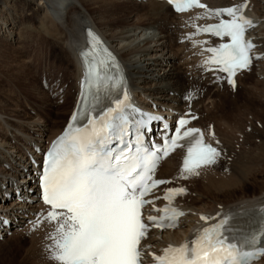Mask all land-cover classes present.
<instances>
[{
    "label": "bare ground",
    "instance_id": "6f19581e",
    "mask_svg": "<svg viewBox=\"0 0 264 264\" xmlns=\"http://www.w3.org/2000/svg\"><path fill=\"white\" fill-rule=\"evenodd\" d=\"M206 1L213 7L248 2V14L262 22L257 27L254 36L259 44V52L264 55V0ZM11 9L17 17L9 21L6 12ZM27 12L30 13L27 14ZM26 18L37 22L46 36H49L46 38L61 46L60 50H57L63 51L65 58H62L66 59L67 63L73 64L71 77H67L66 71H63L65 75L61 80L59 78L62 75L57 77L60 82L54 83L53 92H59L67 85L74 91L72 92L74 98L73 101L70 100L72 97L68 91L64 90L63 94L59 95V99L64 100V107L60 109L57 107L56 111L52 110L54 101L47 100L48 96L45 92L40 91V87L33 83V80L29 81L25 64L23 65L17 57L11 55L12 53L5 54L7 60H11L12 56L15 57L16 60H12L6 70L13 79L21 84L25 96L28 97L30 110H34L39 115L38 121H30L32 118L15 99L11 104L0 93V115L6 117L0 119V123L3 125V130L0 128V165L9 164L13 172L11 177L16 178L15 182L27 183L25 177H22L21 171L16 167L17 164H21L25 160L26 151H31L34 144L43 146L44 143H49L58 135L65 125L61 126V120L68 112V107L72 106L71 111L74 107L78 95L77 80L79 75L76 53L83 48L80 35L87 26L96 29L124 62L134 88V94L141 103L148 105V100L151 99L159 106L184 110L186 102L182 98L191 94L197 97L192 109L200 115L201 121L199 125H195L203 129L206 128L207 141L215 143L219 150L220 155L217 159L227 154H233L232 130L242 129L244 132L249 116L252 115L254 124L263 122L261 129L255 128L257 131L254 130V133H245L244 138H248L247 143H253L255 139L260 138L262 144L255 146L254 142L252 149L249 147L248 151L241 154L238 157L237 169L240 175H245L243 178H247L251 174H253L251 177L255 178L264 176V166L263 170L252 172L257 164L264 165V62L257 65L259 68L255 69V79L244 84L243 96L245 97L246 93V98L243 97V99L245 101H235L232 87L224 86L218 79L203 74L194 55L196 49H193L190 44H176V40L179 41L182 37L180 28L187 21L182 20L185 16L172 14L164 3L154 0L140 3L137 0H0V35L6 34L7 38H13L17 34L15 31L22 24L21 22L29 20ZM171 26L174 28L172 29ZM261 26H263L262 29ZM159 31L165 35L159 36L161 35ZM60 55L62 56V54ZM62 58H59L61 63ZM70 69L72 70V68ZM159 71L163 72L161 76L157 74ZM247 76L243 75L240 79L246 80ZM156 81L158 83H155ZM222 85L223 89L220 88ZM237 86L238 90H242L239 83ZM259 86L261 89H258ZM171 92L176 93V96L170 97ZM181 93H183L182 98L177 99ZM47 101L51 104H48ZM70 101H72V105H70ZM226 107H232L233 110L226 111ZM47 115L50 116V122L45 118ZM244 117L246 118L244 119ZM28 121L29 123H26ZM210 129H213L215 136L213 139L208 135ZM8 132L13 136L8 135ZM13 140L17 142L14 143ZM183 154V152L176 153L167 158L158 168L157 178L170 180L166 187L184 188V194L175 196L172 206L181 209L186 215L178 230L164 234L156 232L151 234L146 245H150L154 252L159 253L169 246H179L193 238L196 230L204 224L202 216L207 220H230L264 207V183L257 190H255L256 188L252 189L251 196H248L245 193V187H242L246 181L242 182L240 188V185L235 183L226 189L227 187L224 188V184H222L220 174L212 172L216 165L213 168L197 170L198 175L182 173L180 165ZM249 170L251 171L249 172ZM7 173L0 167V209L12 214L13 218L23 219L26 212L22 213V210L26 209V206L2 203L4 195L8 193L3 190V186L9 183L6 180L9 178ZM182 175L186 178H182ZM187 183L191 184L187 186ZM7 188L9 189L8 185ZM238 193L241 196H237ZM191 196L195 198H191ZM31 197L34 200V197ZM27 208L31 212L34 205L27 206ZM21 221L24 223V220ZM48 230V226H45L44 231H34L32 234L34 239L31 241L46 242L44 237ZM28 255L27 253L29 258ZM46 259L45 255L38 253L35 249L30 260L35 264H53ZM258 264H264V258Z\"/></svg>",
    "mask_w": 264,
    "mask_h": 264
},
{
    "label": "snow or ice",
    "instance_id": "6c2138e0",
    "mask_svg": "<svg viewBox=\"0 0 264 264\" xmlns=\"http://www.w3.org/2000/svg\"><path fill=\"white\" fill-rule=\"evenodd\" d=\"M178 11H184L196 4V0H169ZM202 6V5H198ZM245 5L216 12L219 16L232 17L229 21L203 29L213 35L230 38L231 43L221 44L219 48H209L212 58L208 64L219 65L220 71L228 74V83L237 71L247 69L251 62L249 55L254 47L251 41L244 39L247 27L252 22L239 13ZM95 46L100 41L89 33ZM94 51V49H93ZM99 59L91 65L95 77L93 87L97 95L89 100L93 105L99 100V91L105 87L102 69L111 62ZM92 55V52L85 53ZM115 86V85H113ZM85 99H88L85 95ZM125 93L123 99L115 100V107H108L98 117L88 119V127L75 128L69 125L46 154L42 174L43 201L51 210L46 219L56 223L55 233L51 236L53 245L49 249L56 264H140L141 240L146 237L148 225L142 220V208L151 201L144 199L151 190L163 180H153L159 156L155 153L141 155L121 150L113 153L108 147L110 137L122 138L127 123L124 115L130 107ZM75 119V117H74ZM189 121H178L175 135L166 141L163 149H157L163 156L178 147L186 148L182 173L198 175V169L216 163L219 152L206 144L203 135H197L198 129H181ZM187 138V140H186ZM181 140H186L181 144ZM182 178L186 176L182 175ZM184 189H171L164 199L171 204L177 195H183ZM63 210V211H57ZM164 215L160 221L149 216V222L156 227L174 226L172 221L184 213L172 208L160 210ZM202 220L207 218L201 217ZM227 224L223 220L214 227L205 228L195 240L183 243L179 247L169 246L160 257H153L156 264H250L253 258L264 252L245 251L242 246L227 242L222 229ZM256 244V237L249 241Z\"/></svg>",
    "mask_w": 264,
    "mask_h": 264
},
{
    "label": "rangeland",
    "instance_id": "374dc122",
    "mask_svg": "<svg viewBox=\"0 0 264 264\" xmlns=\"http://www.w3.org/2000/svg\"><path fill=\"white\" fill-rule=\"evenodd\" d=\"M29 13L30 12H27V14H29ZM6 14H7L6 17L9 21H11V19L17 17L15 15V12L12 11V9L7 11ZM26 19H29V18H26ZM29 20H26V21L23 20L21 22L22 24H20L18 29L15 31L17 34L13 38H7L5 36L6 34H3V36L0 35V93L3 94L5 96V98L7 100H9V102L11 104H13V99H15L17 101V103L20 104V106H22L25 109V112H27V114L32 118L30 121H34V120L38 121L39 115H37L34 110H30L31 106H29L28 97L25 96V92L23 91L21 84H19L15 79H13V77H11L8 74L6 67L8 66V64L12 63V60L13 61L16 60L15 57H17V59L20 60L23 63V65L25 64L24 66H25L27 75L29 77L28 78L29 81L33 80L32 82L36 83V85L39 87L41 86V81L43 79L41 76V73H42L43 69H45L46 67H48L47 68L48 71H49V68H51V69L55 68L52 70V72H55L56 76L58 78L62 75L59 78L60 80L65 75V73H66L67 77L68 76L71 77V75L73 74V68L74 67H73V64L71 62L68 61L69 63H67L66 59H63V58H65L63 56V51L62 50L59 51L60 50L59 47H61V46H58L51 39L48 40L47 38H49V36H46V34L43 32V30L40 29L38 23L34 22L32 19L30 21ZM24 28H26V29H24ZM21 32H22V34L20 35ZM159 33L161 34L159 36L165 35L161 31H159ZM22 35L24 37H21L22 38L21 39L20 36H22ZM20 40H22V41L20 42ZM51 42H52V44H51ZM57 49H59V50H57ZM6 53H12L11 55H14L15 57L13 58V56H12L13 59L11 58V60H7L6 55H5ZM56 53L59 55L62 54V56L60 55V57H59V55H57ZM54 56H55V58H54ZM56 57H57V59H56ZM59 58L60 59L62 58V63H61V60ZM59 61H60V64H59ZM65 63H67V64H65ZM70 68H72V70ZM63 71L64 72L66 71V72L64 73ZM69 72H70V74H69ZM157 74H158V76L159 75L161 76V74H163V72L159 71ZM248 76L246 77V80L240 79L239 87H242V90L240 89L237 92H234L235 94L233 93L235 95V101H245L243 99V97H244L243 96V92H244L243 88L245 86L244 84H245V82L253 81L255 79V70H254V77L253 76L251 77L250 75H248ZM50 77L47 78L48 82L51 79H55V76H52V74L50 75ZM155 83H158V81H156ZM67 89H69V91ZM258 89H261V86H259ZM39 90L42 91L41 88ZM64 90L68 91V94L72 97L70 100L73 101L74 95L72 94V92H74V91L71 90V88H69L67 85L64 87ZM171 94H173V93H170V96H171ZM244 98H246V93H245ZM47 100L52 101L49 97L47 98ZM49 101H47V103L51 104V102H49ZM72 101H70V105H72ZM144 101H146V99H144ZM53 103H56V104H54V106L52 108V110H54V111H56L57 107H59L58 109L64 107V105L60 104V102L54 101ZM26 106H27V108H26ZM71 107L72 106L68 107V110H67L68 112H66V114L62 118L61 126L63 124H65V122L69 116V113L71 111ZM225 109H227L226 111H232L233 110L232 107H230V108L226 107ZM1 117L6 118L4 115H0V119H1ZM45 118L50 122V119H49L50 116L47 115V117L45 116ZM245 118L246 117H244V119ZM248 119L249 120L247 121L248 124H247L246 132H248V131L255 132V131H257V130H255V128L256 129L262 128L263 125H261V123L263 124V122H261V123L256 122L255 123L256 125H255L254 119H252V115L249 116ZM26 123H29V121ZM251 123H253V124H251ZM0 128L3 130V125L1 123H0ZM233 133H234V140L232 142H233V146H234V155L231 158L228 157L227 159L224 157V160L226 159L225 160L226 162L231 163L232 170L230 172H225L226 168L218 167L215 169L214 173H219L222 175L220 177V179L223 182L222 184H224V188L227 187L226 189L230 188L229 186H231L235 183L240 185L239 186V188H240L242 182L246 181L242 184V187H245V193L248 196H251L252 195L251 190L254 188H256L255 190H257L264 183V176H261V177L256 176V178L252 176L253 177L252 178L251 175H253V174H251L247 178H243L245 175H240V173L238 172V169H237L238 160H239L238 157L242 153H244L246 150H248L250 143L246 142L248 138H244L245 137L244 132L238 131L237 129L235 131V129H233ZM8 134L10 135L9 132H8ZM260 141H261V139L257 138L253 141V143L255 142L254 143L255 146H260L262 144V142L260 143ZM252 147L253 146H251V148ZM259 164H260V166L257 164V167H255V169H253L252 172L254 170H257V172H259V170L260 171L263 170L264 165L263 164L261 165V163H259ZM250 171L251 170H249V172ZM256 174H258V173H256ZM10 176H11V174L9 173L8 177H10ZM10 179L11 178H7L6 180L10 181ZM14 179L16 180V178H14ZM240 181H241V183H240ZM190 184L191 183H187V186H189ZM237 196H241V195L238 193ZM191 198H195V197L191 196ZM2 203L4 205H9L7 201H3ZM35 249L38 251V249H39L38 244L35 243L34 241H31L30 238H27L24 235L14 234L10 237L4 238L3 241H0V264H35L34 261L30 260V259H32V255L34 254ZM27 253L29 254L28 255L29 258L27 257Z\"/></svg>",
    "mask_w": 264,
    "mask_h": 264
}]
</instances>
